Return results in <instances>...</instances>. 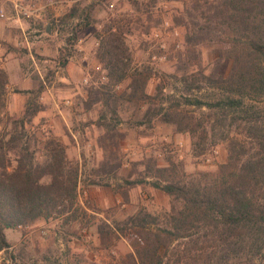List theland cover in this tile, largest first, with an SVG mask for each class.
<instances>
[{"label": "rangeland", "instance_id": "obj_1", "mask_svg": "<svg viewBox=\"0 0 264 264\" xmlns=\"http://www.w3.org/2000/svg\"><path fill=\"white\" fill-rule=\"evenodd\" d=\"M31 2L34 8L43 5L47 12L39 26L30 21L32 16L19 14L17 17L10 0H0V9L5 12L0 16V25L9 21L13 23L11 28L16 30L9 43L1 42L4 44L2 49L7 51H2L4 54L0 53V56H10L21 71L16 81L8 77L1 128L4 133L10 132L12 124L7 117L19 119L27 116L26 108L29 111L38 108L32 116H27V137L22 139L35 150L37 160L44 158V143L56 139L64 147L68 160L78 166V186L105 191L110 203L101 205L95 202L88 191L81 202L78 198L83 208L78 219L64 224L62 217H52L45 221L39 219L29 227L6 229L11 245L0 250V264H130L127 255L139 242L133 229L124 226L125 235L116 229L115 235L105 242L100 241L97 231L102 222L123 226L130 215L140 210L152 214L169 210L171 199L150 185L151 178L144 174L145 162L151 159L157 165H166L167 160L172 159L181 163L182 171L191 177L199 171H213L226 161L227 138L237 136L250 140L242 129V121L232 119L239 110L195 107L183 102V95L214 102L224 99L226 94L207 85L186 91L179 80L167 74L174 70L176 54L185 53L209 72L220 49L241 46L246 38L230 29L227 21L217 15L222 0ZM22 19L30 23L22 26L19 23ZM49 21L53 22V30L48 32L44 22ZM110 24L113 25L110 31H116V28L123 31L130 58L128 76L120 82L110 80L96 58L100 39L107 35L106 28ZM259 32L264 33V23L260 24ZM189 48L195 49L196 54L188 52ZM230 63L229 59L223 60L219 72L225 75ZM96 66L100 67L97 69ZM135 67H153L165 73L163 93L151 101L164 108L178 101L180 109L189 111L202 122L206 134L199 139L201 149H197L198 152L194 150L189 133L175 131L171 124L162 122L159 117H153L149 122L145 120L144 111L149 101L136 104L119 100L116 113H112L101 100L89 96L90 91L97 92L96 96L99 92L121 94L128 87L129 75ZM0 68L9 76L6 64L0 63ZM71 71L73 78L62 81L61 76L70 75ZM157 81L155 76L150 78L147 84L149 94L154 92ZM50 91L55 95L51 96ZM263 104L259 102L258 106L263 108ZM103 123L114 126L113 131L122 134L118 147H113L111 154L108 152V137L112 132L109 127L102 126ZM261 123L264 128V122ZM164 137L167 141L163 140ZM151 140L157 142L155 148L162 153L160 159L153 157L152 152H143ZM177 140L182 141L180 146L176 144ZM124 147L137 151L127 154ZM213 149L218 150L216 158L211 154ZM208 156L212 157L209 162L206 161ZM107 163L113 166V170L105 172ZM118 163L120 165L116 166ZM126 180H142V183L129 186ZM124 192L127 200L123 199ZM115 194L119 202H116ZM181 244L191 245L187 240ZM239 252L242 257L229 258L222 264H244V251ZM255 259L254 264H264V250ZM192 264L198 263L194 261Z\"/></svg>", "mask_w": 264, "mask_h": 264}, {"label": "trees", "instance_id": "obj_2", "mask_svg": "<svg viewBox=\"0 0 264 264\" xmlns=\"http://www.w3.org/2000/svg\"><path fill=\"white\" fill-rule=\"evenodd\" d=\"M219 9L217 15L227 21L230 29L245 37V43L220 49L209 72L201 63L178 52L174 70L167 74L179 80L186 91L207 85L225 93L224 99L214 102L187 95L182 100L195 107L239 110L232 119L242 121V129L250 140L237 136L227 138L226 161L213 171H199L191 177L182 171L181 163L172 159L166 165H157L151 159L145 162L144 174L151 178L150 185L170 197L169 210L161 214L140 210L130 215L123 226L102 222L97 231L100 241L105 242L115 235L116 229L124 235V226L133 229L139 242L127 255L130 264H192L194 261L222 264L229 258L242 257L239 251H244L242 263L254 264L256 255L264 250V128L261 126L264 107L258 106L264 102V33L259 32L260 24L264 23V0H222ZM49 24L52 31L53 22ZM112 26H107V35L100 39L96 58L106 76L120 82L128 76L130 58L123 31L119 28L110 31ZM188 52L196 54L193 48ZM225 59L231 63L223 75L219 67ZM164 74L153 67H135L129 75L128 87L121 94L99 92L96 96L97 92L90 91L89 96L101 100L112 113H116L119 100L136 104L149 101L145 120L159 117L175 131L189 133L198 152L199 139L206 134L202 122L189 111L180 109L178 101L167 108L151 101L163 93ZM154 76L158 81L154 92L149 94L147 84ZM7 84V73L0 68V250L11 245L5 234L8 228L17 229L52 217H62V223L67 224L78 219L83 209L77 194L78 166L68 160L64 147L56 139H49L43 145L44 158L39 161L35 150L22 140L27 137V116H32L38 108L31 111L26 108L27 116L19 119L7 117L12 130L3 132L1 111ZM101 125L112 132L108 137L111 154L122 134L113 131L114 126ZM111 170L113 166L108 164L105 172ZM126 183L132 186L142 180H126ZM123 197L127 200L126 192ZM183 240L191 245L182 246Z\"/></svg>", "mask_w": 264, "mask_h": 264}, {"label": "crops", "instance_id": "obj_3", "mask_svg": "<svg viewBox=\"0 0 264 264\" xmlns=\"http://www.w3.org/2000/svg\"><path fill=\"white\" fill-rule=\"evenodd\" d=\"M48 4H50V3H48ZM44 7H45V5H44ZM32 12H33V16H32L33 18L32 19H34V20H32L30 18V21H32V23H36V25L38 24V26H39V24L44 20L47 12H45V10L43 8V5H38L36 8H33V11ZM17 19L19 20V18H17ZM20 21H22V22H19L20 25L25 26V27H26L27 24L30 23V22L28 23L27 21H25L23 19L20 20ZM47 24H49V23L48 22H44L45 28H47ZM12 26H13V23H11L9 21L8 22H4V23H2L0 25V31H1L0 32V36L2 37V40L0 41V53H3L2 51H5V52L7 51V50H3L2 49V46L4 44L1 43V42L2 41H7V43H9L11 41V39H12L11 38L12 37V33L16 31V30H13L11 28ZM26 42H28V41L26 40ZM3 60H5V62H3ZM0 63L2 65L6 64V66L8 67V75H9L8 77H9V79L11 81L12 80L16 81L18 79L19 73L21 72L20 71L19 64H17L14 61V59L11 60L10 59V56H5V55L0 56ZM39 73L41 74V72H39ZM73 75H74L73 74V71H71V74L70 75L69 74H63L61 76L62 79H63L62 81H70L73 78ZM50 95L51 96L55 95V92L50 91ZM88 191H89L90 196L95 200V202H97V203H99L101 205H106V203H108V204L110 203L109 202L110 199H108V195L105 193V191H100L99 192V191L93 190L91 187H88L87 188L86 193H88ZM129 193H130L129 195H130V198H131V192H129ZM129 195H128V197H129ZM115 196H116V194H115ZM115 200H116V202H119L120 201V199L117 196L115 197ZM8 229H10V228H8ZM5 234H6V232H5ZM6 237H7V235H6ZM9 237H7V239L10 242ZM94 256H96V255H94Z\"/></svg>", "mask_w": 264, "mask_h": 264}, {"label": "built area", "instance_id": "obj_4", "mask_svg": "<svg viewBox=\"0 0 264 264\" xmlns=\"http://www.w3.org/2000/svg\"><path fill=\"white\" fill-rule=\"evenodd\" d=\"M11 1V8L14 11L15 14H17L16 16L19 17V14H25L28 17L33 16V8L34 6H32V2L31 0H10ZM36 8V7H35ZM0 16H4L5 12L3 10V8L0 9ZM35 29V28H34ZM25 39V36H24ZM100 66H96V68L98 69ZM105 77V76H104ZM84 80H86V78H84ZM118 87V86H116ZM164 141H167V138L164 137L163 138ZM176 144L178 146H180L182 144L181 140H177ZM157 146V142L155 140H151L150 144H148L145 148H143V152L144 153H149L152 152L153 153V157L160 159L162 153L160 152L159 149H156L155 147ZM123 150L125 151V153L129 154H134L136 153V149L131 148V147H124ZM215 158L218 155V150L217 149H213L212 153H211ZM212 157H206V161L209 162L211 161ZM79 185V184H78ZM77 194H78V198L79 200L82 197H85L87 195L86 190L81 188L80 186H77ZM81 201V200H80ZM24 228V227H29V225H25V226H20V228Z\"/></svg>", "mask_w": 264, "mask_h": 264}, {"label": "water", "instance_id": "obj_5", "mask_svg": "<svg viewBox=\"0 0 264 264\" xmlns=\"http://www.w3.org/2000/svg\"><path fill=\"white\" fill-rule=\"evenodd\" d=\"M46 31H50V24H47V28H46Z\"/></svg>", "mask_w": 264, "mask_h": 264}]
</instances>
